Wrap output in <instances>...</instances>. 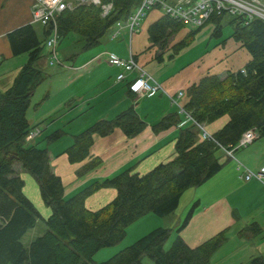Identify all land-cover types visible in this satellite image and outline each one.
<instances>
[{"label":"trees","instance_id":"obj_1","mask_svg":"<svg viewBox=\"0 0 264 264\" xmlns=\"http://www.w3.org/2000/svg\"><path fill=\"white\" fill-rule=\"evenodd\" d=\"M111 1L114 8L106 16L102 15L101 6L94 4L61 12L57 17L60 40L77 33L84 40L82 49L91 48L118 21L129 18L142 2ZM224 15L213 16L208 21L216 24L215 35L222 34ZM247 21L243 15H233L230 21L233 32L229 36L252 56L244 67L245 72L240 69L227 71L223 76L206 75L187 89L183 108L192 123L180 130L176 156L145 174L128 168L95 180L70 198H65L63 181L52 169L48 147L41 148L27 140L35 131L27 112L33 93L46 77L40 62L45 57L43 51L50 28L44 26L43 39L34 24L9 32L13 54H26L28 59L13 85L5 91L0 89V264H143L144 256L156 264H211L215 252L228 241L230 229L219 231L195 247L179 235L167 250L165 243L170 229L159 227L105 261L96 263L93 257L102 248L122 241L127 228L145 215L173 213L186 190L201 186L222 169L219 151L226 152L236 145L246 130L256 128L258 138L264 137V20ZM185 27L182 22L163 15L150 25L149 38L153 45L164 50L171 37ZM199 29L175 44L174 54L186 47ZM161 56L162 53L157 54ZM181 114L174 112L162 117L153 124V131L159 133L180 125ZM223 116L229 117L228 122L212 134V139L203 140L199 125L211 124ZM146 126V121L131 106L114 118L100 119L74 135L73 144L64 153L70 163L82 162L91 156L95 136H108L119 128L134 137ZM64 134L63 130H56L47 137V142ZM16 163L37 180L41 197L51 210L48 217H43L25 194V181L18 174ZM99 163L100 159L94 158L83 171ZM102 188H115L116 197L97 210L88 209L86 199ZM196 205L198 201L189 210L180 230L192 218ZM39 220L46 225V231L25 246L24 236ZM261 231V226L252 222L238 235L250 239ZM251 264H264V257H253Z\"/></svg>","mask_w":264,"mask_h":264},{"label":"crops","instance_id":"obj_2","mask_svg":"<svg viewBox=\"0 0 264 264\" xmlns=\"http://www.w3.org/2000/svg\"><path fill=\"white\" fill-rule=\"evenodd\" d=\"M33 3L34 0H0V67L11 64L0 69V89L3 91L13 85L28 59L26 54H13L8 33L26 24H37L32 22ZM160 12V15L150 18L152 13L146 15L138 32L130 33L127 28L123 29L117 37L110 36L107 41H100L86 50L82 49V44L81 53L70 55L67 61L61 58L59 67H55L56 63H49V49L44 53L40 65L46 77L33 93L27 112L31 126L38 133L29 143L48 147L52 169L63 181L65 198L95 180L114 176L125 169L132 168L133 172L145 174L172 160L177 154L176 142L181 128L192 122L181 114L183 122L180 125L159 133L153 131V124L170 113L180 112V106L186 100L179 97L180 91L186 93L192 84L206 75L222 76L227 71L243 69L251 60L249 51L231 37L210 40L207 44L203 40L199 45L174 54L172 47L180 42L173 38L174 34L168 47L160 49L152 44L148 33L150 25L163 16ZM36 30L39 36H43V25L40 24ZM109 53L123 58L134 57L160 85V89L153 95L132 92L130 83L138 72H126V78L119 80L120 68L108 62ZM161 53L162 56L157 57ZM131 106L147 123L140 134L129 137L118 128L108 136H95L91 156L82 162H69L64 152L73 144L74 135L100 119L114 118ZM228 120V116H223L206 124V128L215 133ZM59 129L65 135L47 142V137ZM250 145L247 149L235 148L234 156L224 150L219 151L222 169L195 189L198 207L181 232L191 247L225 228L237 236L244 226L252 222H257L262 228L258 236L250 239L239 237V252L223 256L224 252L217 253L221 249L217 250L215 254L220 255L216 259L214 254L211 264H251L253 257H264V137L257 138ZM94 158L100 159V163L83 171ZM248 171L255 175L248 179ZM22 178L25 179V191L26 178ZM116 195L115 188H102L89 196L85 205L90 210H97ZM28 196L43 217L50 215L51 210L44 203L40 190Z\"/></svg>","mask_w":264,"mask_h":264},{"label":"built area","instance_id":"obj_3","mask_svg":"<svg viewBox=\"0 0 264 264\" xmlns=\"http://www.w3.org/2000/svg\"><path fill=\"white\" fill-rule=\"evenodd\" d=\"M99 5L102 8V15H108L114 8L111 0H34L32 6V22L38 23L50 28V33L46 38L45 45L49 49V63H60L58 45L59 31L57 17L67 10L74 9L80 5ZM157 9L163 12V15L169 16L182 22L185 26L192 29L203 27L213 16L221 14L243 15L247 22L254 18L264 20V0H142L141 4L125 20L118 21L110 32L111 37H117L123 29H128L130 33L139 31L142 19L148 12ZM107 60L110 64L120 68L117 76L119 80L126 78V72L137 71L135 79L130 83L132 92L138 95H153L159 89L160 85L153 81L152 76L139 65L134 57L123 58L116 54L109 53ZM245 72V69H241ZM184 91L179 92V97H185ZM201 132L203 140L212 139L213 135L204 129ZM38 131H32L27 139H31ZM259 137L256 128L246 130L238 143L229 149H226L229 155L233 156L235 148L248 146ZM253 172L248 171L246 177L249 179Z\"/></svg>","mask_w":264,"mask_h":264},{"label":"rangeland","instance_id":"obj_4","mask_svg":"<svg viewBox=\"0 0 264 264\" xmlns=\"http://www.w3.org/2000/svg\"><path fill=\"white\" fill-rule=\"evenodd\" d=\"M149 13H152V14L149 15ZM160 14H161V12L159 10L158 11L155 10L153 12H148L147 13V15H149L148 18L153 17V16H157V15H160ZM232 16L233 15H231V14H225L223 16V20H222V34L221 35H215L214 34V30H215L216 24L214 22L210 21V22L206 23L203 27H201L199 30H197L194 33V36L191 37V39L189 41V44L186 47H184V48H188V47L191 48L193 45H199L200 43H202L203 40H205V44H207L208 41H210V40L229 38V36L233 32V26L230 24ZM142 23L143 22L141 21L139 29L142 28ZM35 26H36V28H40V24H38V23L35 24ZM192 30H195V29H192V27H190V26H186L181 31L176 33L173 38H176L179 41H181L187 35V33H189ZM110 32L111 31H109V33H107L101 39V41H107L110 38ZM40 37L43 39V36L41 34H40ZM83 41H84L83 37L81 35L77 34V33H71L69 36L63 38L60 41L59 45H58L60 61L62 60L61 58H63L65 61L70 60V58H68V57H70V55L71 56H73V55L76 56L77 52L81 53L80 50H81V46L83 44ZM177 43L178 42H176L174 44H177ZM200 47H201V45L198 46V49H197V50H199V52H200ZM47 50H48V47L45 46L43 52L45 53ZM196 51H193V52L197 53ZM58 65L59 64L56 63L55 67H59ZM8 66L10 67L11 64H6L5 66H1L0 69L2 68L1 70H3V67L6 68ZM183 105H184V103L181 104V106H180V112L183 113V115L186 116L187 120L192 122L191 116L189 115V113H186L184 111ZM201 125H203L204 129L207 130L205 124H201ZM199 127H200V125H199ZM200 130H201V132L203 131V129L201 127H200ZM210 134H213V133H210ZM250 147H251V145L246 146V147L243 146L241 149H247V148H250ZM226 153L228 154L227 151H226ZM15 166H16V169L19 171V173H21L22 176H25V178H26V190L24 191L25 194L28 196L29 194L32 195L33 191L34 192L35 191L38 192L39 191V185H38L37 180L29 172L24 171V168L21 166L20 163H16ZM23 180L25 181L24 178H23ZM195 189H197V187L196 188L192 187L188 191L186 190L183 193V195L181 196V199H180L179 206L173 213H171V214H169L167 216H159V215L154 214V213H149V214L145 215L144 217H142L141 219H139L136 222H134L133 224H131L127 228L126 237L122 241H120L118 244H116L114 246L104 247L101 250H99L93 257L94 262L99 263V262H102V261H105V260L109 259L110 257L114 256L115 254H117L118 252L123 250L124 248H126V247L130 246L131 244H133L139 238L145 236L146 234H148L152 230H154L156 228H159V227H164V228L170 229V236H169L168 240L165 243V249L168 250L172 246L174 240L179 235L181 236V232L185 229V227H184L182 230H180L182 228L181 226H182L186 216L189 213V210L191 209L193 204L196 203V201H197L196 198L194 197L195 191H197ZM197 207L198 206L196 205V208ZM45 231H46V225L44 224L43 221L39 220L37 222L35 228L30 230V232H28L24 236L23 243L25 244V246H29V244L36 237L42 235ZM229 237H230V240L227 241L220 248L221 250H219L217 253L224 252L223 256H225L226 254H230V253L234 254L236 252H239L238 249L240 248L241 243L238 242V241L240 239L239 238L240 236H237L236 233L229 232ZM246 248H247V246L245 248L242 247V249H246ZM217 253L215 254L216 255L215 256L216 259H218L217 257H218V255H220V254H217ZM223 256H221V257H223ZM143 264H156V263L149 256H144L143 257Z\"/></svg>","mask_w":264,"mask_h":264}]
</instances>
